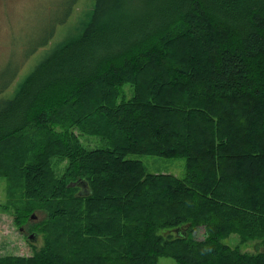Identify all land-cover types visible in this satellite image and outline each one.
I'll use <instances>...</instances> for the list:
<instances>
[{
  "label": "trees",
  "instance_id": "16d2710c",
  "mask_svg": "<svg viewBox=\"0 0 264 264\" xmlns=\"http://www.w3.org/2000/svg\"><path fill=\"white\" fill-rule=\"evenodd\" d=\"M61 8L32 52L82 9L77 25L10 95L18 69L0 75V177L46 216L32 233L44 248L3 264H264L220 243L264 244V0ZM75 128L108 148L88 149ZM131 155L184 159L186 177L149 174Z\"/></svg>",
  "mask_w": 264,
  "mask_h": 264
},
{
  "label": "rangeland",
  "instance_id": "374dc122",
  "mask_svg": "<svg viewBox=\"0 0 264 264\" xmlns=\"http://www.w3.org/2000/svg\"><path fill=\"white\" fill-rule=\"evenodd\" d=\"M62 2L63 0H0V75L7 70L11 72L18 69L13 84L4 90V94L10 95L16 84L32 71L53 43L60 41L70 28L77 25L76 19L78 14L81 15L82 9L69 16L65 25L57 22L56 30L49 41L44 46L39 45L32 52L49 36L52 30L47 25L49 19L63 18V15L59 16L62 12ZM120 87L126 99L134 96L133 84L122 83ZM170 102L179 108L177 101ZM73 131L88 149H103L109 146L108 141L99 135H89L78 128ZM29 134L36 133L32 131ZM34 139L39 138L34 137ZM129 158L142 161L149 174H170L180 179L186 177V160L184 159L139 155H131ZM63 161L54 160L53 167L57 173H62L64 164L66 165V161ZM237 182L235 180V183ZM29 206L22 190L15 186L12 178L0 177V264L10 257H32L45 246L43 234L35 239H29L33 232L41 231L40 222L46 219L42 211L27 212L25 208ZM32 207L40 206L36 202ZM34 214L36 217L31 220ZM182 228H187V226ZM187 230L190 231V228ZM203 232L202 229L195 231L194 237L200 239ZM170 233V230L161 231V235L166 239H174L175 235ZM220 243L232 249H240L243 254L253 255L257 251L264 253V244L255 241L242 242L238 235H231L221 240ZM159 264L177 263L171 258H161Z\"/></svg>",
  "mask_w": 264,
  "mask_h": 264
},
{
  "label": "water",
  "instance_id": "95a60500",
  "mask_svg": "<svg viewBox=\"0 0 264 264\" xmlns=\"http://www.w3.org/2000/svg\"><path fill=\"white\" fill-rule=\"evenodd\" d=\"M80 185L84 188V189H86L87 188V183L85 182V181H82L81 183H80ZM35 214L34 215H32V217H31V219L33 220V219H35ZM207 236V234L205 233V232H203V235H202V239L203 238H205ZM36 237H38V235L37 234H32V235H30V237H29V239L30 240H32V239H35ZM259 247H257V249H258Z\"/></svg>",
  "mask_w": 264,
  "mask_h": 264
}]
</instances>
